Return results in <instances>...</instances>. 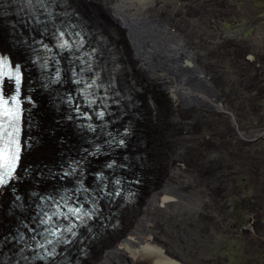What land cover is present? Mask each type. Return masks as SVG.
Returning a JSON list of instances; mask_svg holds the SVG:
<instances>
[{
    "label": "bare ground",
    "instance_id": "1",
    "mask_svg": "<svg viewBox=\"0 0 264 264\" xmlns=\"http://www.w3.org/2000/svg\"><path fill=\"white\" fill-rule=\"evenodd\" d=\"M8 1L0 4V40L5 33L8 42L4 46H8L14 60L21 62L25 79L24 84L19 82L18 75L16 79H6L5 87H16L19 83L24 87L37 73L28 49L40 25L30 24L33 20L23 19L22 15L32 12L40 16L42 5L39 6L38 0ZM58 1H65V8L53 4L54 15L79 24L84 37L94 42L97 39V46L107 48L111 54L105 52L106 58L118 66L117 79L128 96L115 108L130 129L122 145L117 143L107 149L108 155L98 151L100 148L82 154L89 144L73 121L66 118L67 108L52 103L49 105L54 108L55 117L50 125L46 123L49 125L46 134L40 129L41 122L36 124L37 120L26 130L33 138L42 132L46 140L53 128L55 135L50 141L55 138L58 142L67 141L58 144L61 153H66L67 148L77 151L82 146L78 158L85 161L88 180L93 178L94 171L112 174L118 165L123 168L116 172L126 174L129 179L123 191L125 196L132 193L131 196L127 201L119 196L106 201L104 208L111 218L97 224L93 233L97 236L92 237L81 255L73 256L76 250L71 249L68 264L207 263L210 247L218 243L217 237L224 234L232 221L228 202L235 192L234 186L239 189L236 184L241 177L249 183L253 198L244 205L253 216L258 211L264 215V107L255 106L253 98L264 87L263 67L254 71L260 80L244 86L242 76L244 70H250L247 66L250 62H244V57L238 59L240 55L235 50L224 47L227 44L221 37L217 19L221 8H212L211 12L209 8L213 6L207 0ZM60 84L63 83L37 87L31 92L33 98L35 94H43L44 99L35 95L36 103L30 107L40 114V119L45 109L41 104L56 98V90L62 88ZM32 85L35 87L36 83ZM89 134L92 137L96 132L89 130ZM38 142L33 141L25 148L20 162V169L25 166L24 171L30 169V180L25 181V174L17 170L20 176L8 183L14 186V191L1 189L2 264H47L3 261L13 246L3 238L16 225L17 238L31 234L36 228V222L31 223L28 218L33 204L39 200L38 191L68 180L55 177L48 181L41 165L32 167V160L39 162L50 151L49 147L42 148L44 143L41 147L42 141ZM74 142L77 144L71 146ZM103 158L107 159L105 163L113 162L116 166L103 169L99 166ZM52 169L59 168L53 165ZM131 176L139 179V184ZM14 203H22L23 208L18 210Z\"/></svg>",
    "mask_w": 264,
    "mask_h": 264
},
{
    "label": "flooded vegetation",
    "instance_id": "2",
    "mask_svg": "<svg viewBox=\"0 0 264 264\" xmlns=\"http://www.w3.org/2000/svg\"><path fill=\"white\" fill-rule=\"evenodd\" d=\"M263 1L207 0L208 5L213 6L209 8L211 12L212 8H221L217 19L221 37L227 44L224 47L250 50L252 53L246 55L249 62L255 60L254 50L258 51V56L264 50V6L259 4ZM223 6L228 10L224 11ZM261 56H264V53ZM261 74L264 75V72ZM244 180L241 177L240 181ZM236 185L239 189H235L228 202L229 213L232 214L229 218L232 221L225 228V240L211 246L210 259L205 264H264V215L258 211L256 216H253L244 205L245 201L253 200L248 188L249 183L243 185L238 182ZM221 252L224 254L221 255Z\"/></svg>",
    "mask_w": 264,
    "mask_h": 264
},
{
    "label": "rangeland",
    "instance_id": "3",
    "mask_svg": "<svg viewBox=\"0 0 264 264\" xmlns=\"http://www.w3.org/2000/svg\"><path fill=\"white\" fill-rule=\"evenodd\" d=\"M263 3V4H262ZM262 3H260L259 2V4L260 5H262V6H264V1L262 2ZM83 6V5H82ZM82 8H86V6L84 5ZM86 10H89V9H86ZM226 10H228V8H224V11H226ZM91 11V10H90ZM227 13V12H226ZM82 14H84V13H82ZM91 14V13H90ZM93 15H95L94 13H92ZM84 16H87V15H84ZM4 25V24H3ZM3 35V37L1 38V40H0V46L1 47H5V48H7L6 46H4L5 44L4 43H6V42H8L7 41V39H8V37L5 35V33H2ZM4 35H5V37H4ZM228 42H230V41H228ZM230 45H231V43H230ZM230 48H232V49H230ZM230 48H228L229 50H235V54L237 55V54H239L240 56L238 57V59H240L241 58V60L242 59H244V62H246V60H247V57H246V55H248V53H249V51H244V50H242L241 48H233V47H230ZM8 49V48H7ZM8 51H9V49H8ZM11 52V51H10ZM262 53H264V50H263V52ZM261 52L259 53V56H258V51L257 50H254V52H253V55L255 56V60L252 62V61H250V65L249 64H247V66L250 68V70H248V69H246V70H244V75L242 76V78H243V80H244V86H246V87H248L249 85H251V84H254L255 83V81H257V79H259L260 80V78L258 77L257 78V76H256V74H254V71H256L257 69L259 70V68H260V66H262L263 67V69H264V56H261V54H262ZM12 54V53H11ZM13 55V54H12ZM232 57H233V59L232 60H234L235 59V57H234V55H232ZM244 57V58H243ZM256 57H257V61H256ZM248 63H249V61H247ZM262 69V70H263ZM262 70H261V73H262ZM262 75V74H261ZM23 77H24V73H23ZM262 77H264V75H262ZM24 79H25V77H24ZM249 94H251V93H255V92H253V91H249L248 92ZM264 94V87L263 88H261V89H259V92H258V96H253V98L255 99V106H258V105H262V104H264V97H262V95ZM35 95H37V96H39V98H42L43 96V94H40V93H38V94H35ZM262 98V99H261ZM42 99H44V98H42ZM257 99L259 100V101H257ZM52 106V102L51 101H49V103L48 102H45V101H43V103L41 104L42 105V108H45L44 110L42 109V111H41V114H43L44 113V117L43 118H41V119H43L42 121H41V119H40V114H38V112H33L34 113V116H35V120L34 121H36V124H38L39 125V123H40V129L41 130H44V131H42L44 134H46V132H47V129H49V127L47 128V126H49L50 125V122H52L54 119V117H55V111H54V108H51V106ZM46 123L48 124L49 123V125H46ZM54 127V126H53ZM34 130H35V126H34ZM54 129L53 128H50V131H48V132H50L49 133V135L47 136V141L45 140V135L43 134L42 135V132H40L38 135H37V137L35 136V138H33L34 136H33V134L31 135V136H29V133L28 132H26V142H27V146L26 147H28L29 146V144L30 143H32L33 141H36V140H38L39 142L38 143H40L41 141V147H42V145H43V143H44V147H42V148H45V147H49V149H50V151H48V155H45V156H42V157H40L39 159H41V160H39V162H41V164H42V162H43V164H44V161H45V163H49V162H51V161H53V160H55L56 158H57V160L58 159H60L61 157H59V155H61L62 153L59 151V150H57V148H58V144L59 143H65V142H67L66 141V139H62L61 141H59L58 142V140L55 138V140H52V141H50L51 140V138L55 135V133H53L52 131H53ZM33 131V130H32ZM52 132V133H51ZM42 136V137H41ZM42 139H41V138ZM54 138V137H53ZM78 138L79 137H77V140H78ZM40 139V140H39ZM77 144V142H74V143H72V145L71 146H75ZM71 146H69V147H71ZM61 153V154H60ZM23 161V159L21 160V162ZM31 162V161H30ZM32 162H34V163H32V167H38L39 165H41V164H39V162H38V159H34V160H32ZM28 165V164H27ZM21 167V166H20ZM20 167L18 168V170H24V168L26 167H24V168H22V169H20ZM27 172H26V174H25V181H29L28 180V172L30 171V169L29 170H26ZM243 175V174H242ZM48 181H50L49 179H48ZM241 182V184H246V181L244 180L243 182L242 181H240ZM240 184V183H239ZM234 189H237L235 186H234ZM233 189V190H234ZM1 199V198H0ZM256 210H257V208H256ZM261 212V211H260ZM217 240H218V243H216V244H219L220 243V241H222V240H225V235L224 234H222V235H219L218 237H217ZM225 244V243H224ZM210 249H211V247H210ZM224 253H222L221 252V255H223ZM2 263H4V262H1L0 264H2Z\"/></svg>",
    "mask_w": 264,
    "mask_h": 264
},
{
    "label": "water",
    "instance_id": "4",
    "mask_svg": "<svg viewBox=\"0 0 264 264\" xmlns=\"http://www.w3.org/2000/svg\"><path fill=\"white\" fill-rule=\"evenodd\" d=\"M231 59H233V57L231 58ZM147 257V256H146ZM154 264V263H153Z\"/></svg>",
    "mask_w": 264,
    "mask_h": 264
}]
</instances>
